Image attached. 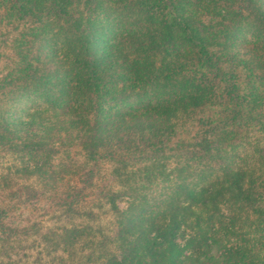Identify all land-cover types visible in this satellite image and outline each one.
Wrapping results in <instances>:
<instances>
[{"label": "trees", "instance_id": "16d2710c", "mask_svg": "<svg viewBox=\"0 0 264 264\" xmlns=\"http://www.w3.org/2000/svg\"><path fill=\"white\" fill-rule=\"evenodd\" d=\"M225 3L205 27L196 22V0H0L4 19L29 25L28 36L40 32L56 42L42 49L47 56L41 50L30 61L27 52L15 66L12 59L2 86L29 90L34 82L51 89L50 108L35 112L50 114L44 119L55 134L63 135L57 120L75 131L70 141L93 161L120 163L118 177L126 157L151 159L139 180L125 172L137 200L128 211L122 214L120 194H111L108 203L121 216L115 235L101 236L105 245L88 242L98 264H264V0ZM109 12L134 21L121 43L109 31L107 41L62 39L65 30L81 33L85 26L102 32ZM246 34L254 41L242 40ZM43 70L54 77L41 82ZM33 113L0 123V149L25 153L16 173H29L34 155L59 140L34 143V134L21 133L31 129ZM254 133L262 140L255 155L240 153L238 145ZM168 154L178 165L171 166ZM4 201L0 214L9 210ZM3 225L0 217V230ZM85 229L53 232L56 247L83 244ZM113 244V251L105 247ZM74 252L65 253L73 258Z\"/></svg>", "mask_w": 264, "mask_h": 264}, {"label": "rangeland", "instance_id": "374dc122", "mask_svg": "<svg viewBox=\"0 0 264 264\" xmlns=\"http://www.w3.org/2000/svg\"><path fill=\"white\" fill-rule=\"evenodd\" d=\"M225 1L196 0V22L205 27L211 25L219 18V14H223V10L225 12L228 6ZM181 5H176L179 12L187 10ZM83 6L82 3L80 10ZM87 14L93 16L96 13L87 12ZM118 15L119 13L116 12L104 14L106 20L102 23V32L96 33V27L85 26L81 33L65 30L62 39L69 42L72 40L76 44L79 42V36L82 38L81 43L91 37H102L106 40L103 36L106 31H109V38L114 37V40L121 43V34L126 33L129 26L132 28L134 21L132 18L131 20L124 19L123 16L118 17ZM4 16H6V12L0 13V80L3 79L2 76L7 72L12 59V64L15 60L21 62L22 56L26 57L29 55L27 52H30L29 60L34 61V58L47 46V43L50 47H52L51 41L56 43L52 36H46L40 32H32L34 35L28 36L29 31L26 27H30L29 25L25 27L24 23H13L4 19ZM95 25H100V20ZM21 38H25V40L23 41ZM243 39L254 41V37L250 34H246ZM240 42L242 41L237 43ZM45 50L42 52L47 56L49 53ZM49 68V72L56 69L55 65L49 66ZM44 73L39 76L42 78L41 82L54 77L53 75L48 76V70H45ZM3 83L0 82V106H2L0 108V123L6 120L11 121L12 117L17 116H21L25 120L28 113L34 110V115L31 116L34 119V121L31 119V129L28 130L25 127L21 133L34 134V143L39 142V138L48 140L51 136H55L59 140L55 141L57 146L54 147L50 144L49 150L41 152L44 155H34L29 173H16L15 170L16 166L19 169L22 168L24 152L15 154V150L0 149V198L1 195L4 196L1 199L5 200L6 206H9L8 211L5 210L0 214L5 224L3 230H0V264H98L99 261L96 260L95 253H91L88 242L94 238L97 244L102 245L105 243H103L102 235L112 237L117 231L116 225H118L121 215L114 212L108 203L111 194L119 193L118 207L122 214L128 211L127 209L136 204L137 200L134 193L129 190V187H132V181L127 182L125 174L134 172L135 178L139 180L141 175L145 176L144 164L149 163L151 159L144 161V157L140 155L126 157L121 164L124 166L122 171L124 175L118 177L121 172L115 173V167L120 163L118 164L109 157L93 161L94 158L88 156L79 144L70 141L71 136L76 135L75 131L70 132L62 129L64 125L57 120L56 128L63 135L55 134V129L53 130L44 119V117L49 119L50 114L44 116V114L35 112L37 109V111L43 112L50 108L49 103L54 99L53 96L48 97L51 89L42 87L38 89L33 82L30 84L31 89L29 90L26 89L28 85L25 84L19 85L18 89L10 90L12 88L2 86ZM6 92L7 95H4ZM48 98H52V100L48 101ZM59 100L65 102L64 95H60ZM39 116L43 119H40ZM26 121L30 122V120ZM18 129H21V126H18ZM79 130L82 129L79 128ZM110 136L117 138L114 131ZM259 141H262L261 134L254 133L238 145V150L244 154L256 152ZM122 144L126 146L124 143ZM119 150L124 151L122 148ZM36 153L38 154V152H34V154ZM166 157L168 162H172V167L178 165L173 154H168ZM24 160L27 162L25 157ZM198 162L199 159L196 158V169L200 167ZM136 163L139 164L136 165ZM204 163L206 164V162ZM141 184L143 185L144 182ZM12 193L16 195L12 196ZM1 199L0 205H2ZM72 226L86 228L81 230L82 238L84 237L83 244L81 241V243L67 247L61 243L59 247H56L55 243L58 240L52 233L58 229ZM182 239H179L180 243H183ZM105 247H109L111 251L115 250L114 244ZM68 250L74 252L73 258H69L68 253H65Z\"/></svg>", "mask_w": 264, "mask_h": 264}]
</instances>
